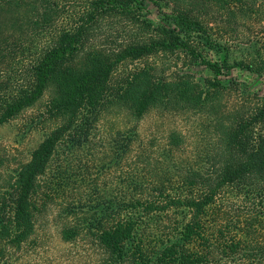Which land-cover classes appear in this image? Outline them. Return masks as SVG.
<instances>
[{
  "label": "trees",
  "instance_id": "obj_1",
  "mask_svg": "<svg viewBox=\"0 0 264 264\" xmlns=\"http://www.w3.org/2000/svg\"><path fill=\"white\" fill-rule=\"evenodd\" d=\"M148 1L85 0L70 15L69 27L56 32L47 31L50 5L34 4L30 22L49 39L27 67L26 84L0 108V126L47 92L46 115L57 123L10 184L0 240L16 247L26 242L34 233L35 201L41 196L45 207L47 198L71 182L65 173L44 179L66 145L69 151L87 147L100 169L114 171L116 182L113 192H100L98 178L76 176L88 187L64 211L59 234L65 242L88 237L103 264H264V97L250 109L246 96L240 97L223 118L214 117L223 92L233 87L218 79L228 77L227 47L213 42L207 21L180 6L183 0H170L179 7L163 24L146 18ZM19 3L0 0V12ZM215 48L224 57L211 62L204 54ZM134 62L139 66L125 67ZM196 65L214 78L196 81L187 70ZM239 67L264 74V63ZM110 109L128 115L134 126L151 111H194L211 119L213 133L189 151L177 131L147 137L135 128L113 131L102 146L108 161L99 162L92 153L95 132Z\"/></svg>",
  "mask_w": 264,
  "mask_h": 264
},
{
  "label": "rangeland",
  "instance_id": "obj_2",
  "mask_svg": "<svg viewBox=\"0 0 264 264\" xmlns=\"http://www.w3.org/2000/svg\"><path fill=\"white\" fill-rule=\"evenodd\" d=\"M40 1L20 0L19 5L14 9L11 7L10 12H0V108L28 81L27 67L47 43V31L56 32V29L68 28L72 12L80 11L85 4V0H42L51 7L52 21L51 27L42 31L37 29L29 18L34 4ZM228 1L227 8L215 4L206 6L196 0H183L180 3V6L193 10L195 14H201V19L207 21L213 42L227 47L230 67L228 77L222 74L218 79L229 81L233 87L223 92L221 103L217 107L219 112L216 111L214 115L219 119L225 116L226 111L230 110L240 97L246 96V109L252 108L258 98L264 97V74H253L239 67L241 62L264 63V0ZM176 7H179V4L175 5L170 0H149L147 12L144 13L154 24H163ZM40 12L42 13V10L35 13L38 15ZM204 56L211 62H217L223 59L224 52L215 48ZM137 66L139 62L125 65L128 69ZM187 70L199 82L214 78V75L201 65L189 67ZM49 95L47 92L34 106L0 126V213L5 205L10 204V184L20 165L28 160L32 150L57 123L46 115L45 107ZM100 119L92 150L99 162L105 156L108 157L109 152L105 154L102 146L108 145V134L113 131L135 128L142 137L151 133L164 135V132L177 131L183 136L185 149L189 151L194 145L208 141L213 133L211 119L194 111L183 114L179 112V115L151 111L137 126H134L128 115L114 109L103 111ZM71 151L67 150L66 145L62 146L44 178L51 181L57 173H65L71 176V182L63 185L66 187H60L59 194H52L47 198L45 207L41 196L38 197L35 201L38 210L34 215V233L26 242L16 247L9 246L6 240H0V264H103L102 253L98 247L91 244L92 241L88 237L65 242L59 232L65 221L64 211L69 209L74 195L85 197L87 193L88 186L75 181L76 176L82 173L89 182L98 178L95 185L99 191L110 193L113 192L116 174L107 167L106 171L100 169L87 147L84 150ZM107 157L104 163L108 161ZM8 211L5 208V212Z\"/></svg>",
  "mask_w": 264,
  "mask_h": 264
}]
</instances>
